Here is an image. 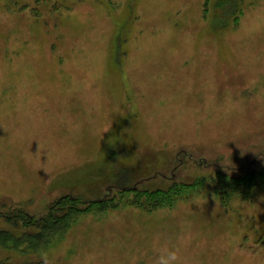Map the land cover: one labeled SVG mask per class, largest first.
I'll return each instance as SVG.
<instances>
[{"label":"rangeland","instance_id":"rangeland-1","mask_svg":"<svg viewBox=\"0 0 264 264\" xmlns=\"http://www.w3.org/2000/svg\"><path fill=\"white\" fill-rule=\"evenodd\" d=\"M67 197L0 264H264V0H0V214Z\"/></svg>","mask_w":264,"mask_h":264},{"label":"trees","instance_id":"trees-1","mask_svg":"<svg viewBox=\"0 0 264 264\" xmlns=\"http://www.w3.org/2000/svg\"><path fill=\"white\" fill-rule=\"evenodd\" d=\"M68 200L69 198L67 197L62 209L51 208L46 216L39 218L38 221H35L32 218L33 216L29 217L26 213L16 211L11 216L0 214V218H3L6 223L11 222L8 224L15 225L16 230L19 228V231H22L16 235L15 233L17 231L13 232L0 229V248L5 250L9 249L14 253H21L17 249L20 248V251L21 249L23 250L22 244L25 245V241L29 242L26 244L27 247H30V244L40 246L50 243L53 240V236L57 233L59 234L63 229H68L71 225L69 222L73 221L80 213L79 211H81L78 209V202Z\"/></svg>","mask_w":264,"mask_h":264},{"label":"clouds","instance_id":"clouds-1","mask_svg":"<svg viewBox=\"0 0 264 264\" xmlns=\"http://www.w3.org/2000/svg\"><path fill=\"white\" fill-rule=\"evenodd\" d=\"M152 264H182L180 249L167 242L161 243L155 250Z\"/></svg>","mask_w":264,"mask_h":264}]
</instances>
